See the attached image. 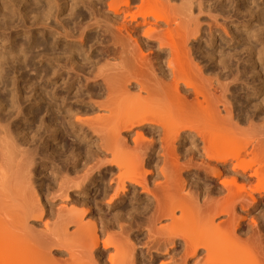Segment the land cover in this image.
Wrapping results in <instances>:
<instances>
[{"label": "bare ground", "instance_id": "1", "mask_svg": "<svg viewBox=\"0 0 264 264\" xmlns=\"http://www.w3.org/2000/svg\"><path fill=\"white\" fill-rule=\"evenodd\" d=\"M21 1L0 0V264H264V81L248 71H264V2ZM20 21L26 46L5 33ZM28 115L40 137H75L46 183L16 124ZM46 137L41 169L56 160ZM101 201L98 232L84 219ZM53 211L60 224L36 232Z\"/></svg>", "mask_w": 264, "mask_h": 264}, {"label": "rangeland", "instance_id": "2", "mask_svg": "<svg viewBox=\"0 0 264 264\" xmlns=\"http://www.w3.org/2000/svg\"><path fill=\"white\" fill-rule=\"evenodd\" d=\"M18 1H20V0H18ZM18 1L15 0V3L17 4L18 8H20L21 11H23V13L26 12V11L28 12L29 9L26 8L25 5H23L22 1H21V3H18ZM251 1H252V0H251ZM262 1L264 2V0H262ZM262 1H260V2H258V3H261ZM23 2H24V0H23ZM249 2H250V1H249ZM22 6H23V7H22ZM25 8H26V9H25ZM31 8H32V6H31ZM31 8H30V9H31ZM24 9H25V10H24ZM27 9H28V10H27ZM231 9H232V8H231ZM231 9H230V10H231ZM227 10H228V12L230 13L229 9H226V11H227ZM225 13H226V12H225ZM30 15H31V14H30ZM30 15L28 16L29 19H31V17H33L35 14L32 13V15H31V16H30ZM64 15H65V16H64ZM224 15H227V14H224ZM230 15H231V16H230ZM220 16H221V15H220ZM228 16H229V17H228ZM228 16H226V17H228V18H231V17H232V20H233V21L230 19V21L233 22V23L231 24L232 26H236V25L238 24L237 21H239V22L241 21V20L237 17L236 12H234L233 9H232V11H231V14H228ZM13 17H14V16H13ZM13 17H12V21H14V20H13ZM60 17H61V16H60ZM62 17H63V18H62ZM62 17H61V18H62V20L64 21V20L66 19V12H65L64 14H62ZM64 17H65V18H64ZM224 17H225V16H224ZM61 18H60V19H61ZM221 18L223 19V17H221ZM221 18L218 16V21H219L220 23H222V21H220V20H222ZM233 18H234V19H233ZM235 18H236L237 20H236ZM203 19H204V18H203ZM205 19H206V21L208 20L207 18H205ZM15 21H16V19H15ZM201 21H202V19H201ZM206 21H203V22H206ZM51 22H52V21H51ZM219 22H218V24H220ZM15 23L17 24V21L14 22V24H15ZM20 23H22V22L20 21V22L18 23L17 26H15L16 24H15V25L13 24V25L16 27V29H15V27H12V30L10 29L12 32L8 30L10 33H9L8 31H6L5 33H8V34H9V35L7 34L8 36L12 35V36H10V37H12V41H14V43H17L16 41H18V43H19V41H20L21 44H23V43H25L24 39H26V38L22 36L21 31H22V30H25V31H26L27 28L25 29V28L22 26L23 23H22V25H21ZM48 23H49V22H48ZM64 23H66V22H64ZM207 23H208V21H207L205 24H207ZM19 24H20V25H19ZM52 24H53V23H52ZM52 24H51V25H52ZM205 24L203 23L204 28H205ZM13 25H12V26H13ZM25 25H26V23H24V26H25ZM27 25H28V24H27ZM27 25H26V26H27ZM54 25H57V24H54ZM54 25L51 27V29H55V28H54ZM20 26H21V28H18V29H17V27H20ZM70 27H71V26H70ZM22 28H24V29H22ZM40 28H41V27L39 26L38 29H40ZM56 28H57V27H56ZM58 29H59V28H58ZM14 30H15V32H13ZM17 30H18V31L20 30V31L18 32ZM95 30H96V29H95ZM16 31H17V32H16ZM11 33H12V34H11ZM15 33H16V34H15ZM78 33H79V32H77V33L75 34V36L72 37V38H74V39H72V38L69 39V38H68V39H66V40H71V41L73 40V42H78V41H77L78 39H75V37H78V38H79ZM205 33H206V30H205ZM263 33H264V32H263ZM263 33H260V34L262 35ZM19 34H20V35H19ZM35 34H36V35H35ZM35 34H34V37H36V38H40L39 36L41 35V31H40V32L38 31V32H36ZM260 34H259V35H260ZM263 36H264V34L262 35L261 38H262V40L264 41V39H263L264 37H263ZM35 40L37 41V39H35ZM61 40H63V38H61ZM19 44H20V43H19ZM22 46H26V45L23 44ZM3 51H4V50H3ZM7 51L10 52L9 50H7ZM4 52H6V50H5ZM5 54H6V55H5L4 57H6V56L8 55V56H7V59L9 58L8 61H11V60H12V57L14 58V56L16 55V54H12V55H11V53H8V54L5 53ZM9 56H12V57L10 58ZM28 56H29V55H28ZM28 56H27V57H28ZM24 57H25V56H24ZM15 58H16V56H15ZM5 59H6V58H5ZM5 59H4V60H5ZM7 59H6V61H7ZM35 59H36V58H35ZM35 59H34V61H33V60H31V61H27L28 64L31 63V64H29V65H31L30 67L26 65L27 68H25V69L21 68V69H23V70L20 69V72L22 71L21 73H22L23 75L25 74L26 77H27V75H28L27 78H25V76L23 77V75H22L20 72H17V74L19 73L18 75H16V74L13 75V74L11 73L13 69L11 70V68H10V70H9L8 68H6V69L9 70V72L11 71L10 74H9L10 76H9L8 79L6 80V81L8 82V83L6 82L7 85H8V84H11V82H12L14 79H12V81H11L10 79H11L12 77H14L15 75H16V76H19V77H18L19 79H17L18 82H19L18 84H19L20 86L22 85V86H24V87L26 86L27 83H25L26 80H23V79H29V80H30V79H32V78H30V77H34L35 79H36L37 77H39L38 75H39V72H40V71H39V72H36L37 67L40 66V65L37 63L38 61H36V60H38L39 58H37L36 60H35ZM2 61H3V60H2ZM33 62H34V63H33ZM34 65H35L36 68L34 67ZM3 67H4V66H3ZM4 68H5V67H4ZM6 69H3V75H4L5 72L8 73V70H6ZM16 69L18 70L19 68H16ZM39 69H40V67H38V70H39ZM252 69L254 70V72H253ZM255 69H256V70H255ZM258 69H260V70H258ZM0 70H1V74H2V68H0ZM5 70H6V71H5ZM250 70H252V72H251ZM257 70L260 71V72H258ZM261 70H262L261 68H248V71L251 72V73H249V72L247 71L249 74L253 75L252 73L255 74V71H256V72L259 73V74L256 75V76H258V77L260 76V77L258 78V77H256V76L254 75V76L256 77V78H255L254 76H251V75H250V78L252 79V80H251V79H248V78H249V74H248V78L246 79L248 82H247V81H245V82H247V83H249V84H250V83L252 84V82H254V81H253L254 78H255L254 80H256V79L258 80V81L256 80L255 83H256V82H259V81H264V79H263V78H264V75H263V74H264V71H263V74H262ZM13 71H15V69H14ZM18 71H19V70H18ZM29 71H30V73H29ZM36 73H38V75H37ZM20 74H21V76H20ZM208 74H211V73L209 72ZM213 74H214V73H212L211 75H213ZM34 75H35V76L37 75V76L35 77ZM211 75H210V76H211ZM262 75H263V78H262ZM11 76H12V77H11ZM29 76H30V77H29ZM10 77H11V78H10ZM20 77L23 78L22 81H20V80H21ZM34 78H33V80H34ZM242 78H243V77H241V79H242ZM261 78H262L263 80H262ZM241 79L237 82V84H239V88H240V86H241L240 83H242V84L245 83V82H244V78L242 79L243 81H242ZM259 79H260V80H259ZM17 80H14L13 82H15V81L17 82ZM33 80H31V81L34 82ZM37 80H38V79H37ZM249 80H251L252 82H250ZM31 81H30V82H31ZM241 81H242V82H241ZM26 82H27V81H26ZM37 82H38V81H37ZM57 82H59V80H58ZM243 82H244V83H243ZM34 83H35V82H34ZM57 84H58V83H57ZM253 84H254V83H253ZM255 85H257V84H255ZM27 86H28V85H27ZM27 86H26V87H27ZM8 88H11V86L9 85ZM25 91L28 92V90H25ZM73 92H75V91H73ZM71 94L73 95L72 92H71ZM72 95H70V96H72ZM260 97H262V96H260ZM260 97L255 98V99H254L255 101H254L253 103H256V100H257V99H260ZM20 100H21V99H20ZM29 100H32V99H29ZM29 100H28V101H24L23 98H22V101H24L25 104H27L26 106H24L25 104L23 105V102L21 101V102H22V105H23L24 108H25V111H27V110L32 106L33 100H32V101H29ZM71 100H72V101H71ZM260 100H261V99H260ZM69 101L73 102V99L71 98ZM34 102H35V101H34ZM258 102H259V101H258ZM30 103H31V104H30ZM27 106H28V108H26ZM29 106H30V107H29ZM26 109H27V110H26ZM30 114H31V113H30ZM13 115H14V114L11 115V118L14 117ZM28 116H30V115H28ZM28 116H24L23 118H27V119L30 120V121H26V120L23 121V120L19 119L18 123H16V124H20L21 122H22L23 124L26 123L27 125L25 124V128H26L27 130L29 129V130L31 131V132L27 133L29 130H28V131L25 130V132L27 131V132H26L27 135L29 136V134L31 133L32 136H33L34 134H35V136H37L36 138H34L35 136H33V137L30 136V137H29V138L32 137V142L34 141V143L31 142L33 145H35L34 148L39 146L38 148H39V150L41 151V149H42L41 146H42V145H40V144L38 145V142H37L36 140H39V142H40V141H41V140H40L41 138L47 136L45 139H48V140L50 139V145L52 144L51 149L54 148V149H52V150L55 151V154H54V155H55L56 160H54V163H55V161H56V163H57V161H58V159H59V158H57V157H58V154H59V156L61 155L60 153H62V155L64 154L65 156H66V154H67V156H68V155L70 156V154H71L70 152L73 151V150L75 149V148H74V145L76 146V143H75V137H74V138L72 137L73 135H72V133H70V131H69V134L65 135V134H61V132L58 130V131H59V134H60V135L58 134V135H59L58 138H59L60 140H58V141H51V139H53V138L49 137V133H46V135H43V137H40V136H41V133H42V132H41V129H40V131L38 130L39 132L36 131V132H38L37 134H39V135H37V134L35 133L34 130H37V129H36V127H37L36 125H37V124H34V123H37V122L39 123V121H37L36 118H34V120L36 121V122H34V121L31 120L32 115L30 116V118H28ZM36 117H37V116H36ZM11 118H10V119H11ZM37 119H38V118H37ZM38 120H39V119H38ZM47 120H49V119H47ZM58 121H61V119L59 118ZM32 122H33V123H32ZM254 123H256V122L254 121ZM33 124H34V125H33ZM53 125L55 126V123H53ZM26 126H28V128H27ZM35 126H36V127H35ZM29 127H30V128H29ZM55 127L57 128V126H55ZM34 128H35V129H34ZM57 129H58V128H57ZM66 132H68V131H66ZM63 135H65V136H63ZM68 135H69L71 138H70ZM60 136H61V137H60ZM62 136H63V137H62ZM38 137H39V138H38ZM33 138H34V139H33ZM71 139H72V140H71ZM73 139H74V140H73ZM35 141H36V142H35ZM61 141H62V142H61ZM63 141H64V143H63ZM51 142H53L54 144L51 143ZM35 143H37V144H35ZM55 143H57V144H55ZM58 143H59V144H58ZM29 145H30V144H29ZM33 145H32V146H33ZM62 145H63V146H62ZM72 145H73V146H72ZM53 146H54V147H53ZM57 146H58V147H57ZM30 147H31V145L28 147V150H29V151L33 149V148H30ZM56 147H57V148L60 147L59 150H60V151H63V150H64V152H60L58 149H56ZM63 147H64V148H63ZM61 148H62V149H61ZM33 150H35V149H33ZM37 150H38V149L36 148V150L34 151L35 154H33V155H35V157L31 154L32 151H30V156H31L33 159L35 158L34 160H35V162H36V164H35V162H34L35 166H32V167H33L34 170H35L36 168L38 169V170L36 169L35 171L33 170V173H35V176H36L35 178H36V179H39V178H40L41 180L43 179V181H45V178H44V177H46V176H47L46 178L49 177V171H48L47 169H48L49 167H50V168H51V167H54V168H56V169H61V168H63V167H62L63 162H62V159H60V161H58L59 163H57V164L55 163V164H54V163L52 162V161H53V160H52V161H49V163H48L49 165L47 166V168H44V169L42 168V169H41V167H40V166H41V164H40L41 161L39 160V159H40L39 157L41 156V154H40L41 152H39V150H38V153H39V154H38V153H37ZM78 151H79V150H77V152H78ZM34 152H33V153H34ZM56 152H58V154H57ZM66 152H67V153H66ZM68 152H69L70 154H69ZM36 153H37V157H36ZM65 153H66V154H65ZM54 155H53V156H54ZM64 155H63V156H64ZM65 156H64V157H65ZM38 158H39V159H38ZM50 162H51L52 164H51ZM181 162H183V159L180 160V163H181ZM37 163H38V164H37ZM38 165H39V167H38ZM78 166H79V165H78ZM78 166H77V168L80 169V167H78ZM35 167H36V168H35ZM77 168H76V170H78ZM61 170H62V169H61ZM63 170H64V169H63ZM37 171L44 172L45 174L42 173V175H41L40 172H39V174H40V175H39V174L36 173ZM78 172L80 173L79 170H78ZM68 173H69V172H68ZM68 173H64V174H63V172H62V175H66L65 177H67V178L70 177L69 179H71V178H72V179L75 178V176H73V174H75V173H71V172H70L69 174H68ZM79 173H77L76 176L80 175ZM70 174H71V175H70ZM45 175H46V176H45ZM80 176H81V175H80ZM152 179H153V178H152ZM46 182H47V179H46V181H45L44 183H46ZM49 198L51 199V196H49ZM49 201H50L51 204H54V203H55V205H60V204L63 203V202H60L61 199L58 198V197L56 198L55 201H54V200H49ZM52 201H53V203H52ZM128 201H129V200H127L126 202H128ZM56 202H58V203L60 202V204H57ZM98 203H99V202H98ZM103 203H104V202L101 201L100 204H102V205H101L102 207H100V211H99V213L102 212V209H101V208L104 207ZM55 207H56V206H55ZM105 208H106V207H105ZM53 209H54V207H53ZM105 210H106V209H103L104 213L102 212V214H101V215H103V217H102L99 213L97 214V213H96L97 211L95 212V210H94V211H93L94 213H91V214H90L88 217H86L84 220L86 221L87 218H89V217H91V216H92V217L94 216L95 218H92V217H91V218H89V220H90V219H93L92 221H94V223H96V224H94V225L97 227L96 230H98V232H100L99 230H101V225L98 224V222L100 221V219H101L102 221H105V219H109V218H110L109 214L107 215V217L105 216V215H106V214H105V213H106ZM50 213H51V214H50ZM50 213H48V214L46 213V214L42 217V219H41L40 221H38V222H35V223H34V222H31V224L33 223L32 225L35 226V227H33V228H35L36 232H37V230H38V231H40L41 233H43V231H42L43 229L41 228V227H42L41 225L43 224V223H42V220H44L43 222L47 221V222H49V223H51V224L53 225V223H54L53 221H55V218L57 217V215H56V213H54V211H53V213H52V212H50ZM95 213H96V214H95ZM94 214H95V215H94ZM104 214H105V215H104ZM51 215L54 216V217H51ZM55 215H56V217H55ZM96 215H100L101 217L96 216ZM104 216H105V217H104ZM45 218H47V219L45 220ZM60 218H61V217H60ZM99 218H100V219H99ZM104 218H105V219H104ZM57 219H59V217L56 218V221H55L56 223H57ZM61 219H62V218H61ZM94 219H96V220H94ZM103 219H104V220H103ZM59 220H60V219H59ZM59 220H58V221H59ZM89 220H88V221H89ZM47 222H46V223H47ZM52 222H53V223H52ZM56 223H54V227L58 226V224H60V221H59V223H57V224H56ZM99 223H101V221H100ZM163 223H164V222H163ZM123 224L126 225L127 223L125 224V223H123V222H122V223L120 222L119 225L122 226ZM49 225H50V224H49ZM49 225H48V226H49ZM55 225H56V226H55ZM124 225H123V226H124ZM0 226H2V225H0ZM99 226H100V228H99ZM49 227H50V230H51L52 227H51V226H49ZM68 228H69L68 230H70V232H71V230H73V227H71V226H69ZM71 228H72V229H71ZM98 228H99V229H98ZM115 228H117V229H115ZM115 228H114V230H113L114 233H115V231H118V226L115 227ZM0 229H1V228H0ZM41 229H42V230H41ZM54 230H55V229H54ZM57 230H58V229H57ZM89 230H90V228L88 229V232H89ZM244 230L246 231V229H244ZM244 230H243V232H245ZM52 231H53V230H52ZM55 231H56V230H55ZM36 232H35V233H36ZM40 232H38V233L40 234ZM263 234H264V232H263ZM36 235H37V233H36ZM102 236H103V235H102ZM34 237H36V236H34ZM28 239H29V238H28ZM30 239H31V238H30ZM30 239H29L28 241H30ZM30 242H32V241H30ZM262 245L264 246V238L262 239ZM18 256H20V255H18ZM57 256H60V257H61V256H63V255H61V254H60V255H59V254H58V255L55 254V257H57ZM14 257H15V255H14ZM21 257H22V256H21ZM60 257H58V259H59ZM22 258H23V257H22ZM12 259H13V258H12ZM12 259H11V260H12ZM19 259H20V258H19ZM25 259H28L29 261H31V258H30L29 256H25ZM7 260H8V259H7ZM22 260H23V259H22ZM9 261H10V259H9ZM13 261H14V260H13ZM23 261H24V260H23ZM29 261H27V262H29ZM19 263H20V262H19ZM24 263H26V262H24ZM24 263H23V264H24ZM21 264H22V263H21ZM156 264H159V263H156Z\"/></svg>", "mask_w": 264, "mask_h": 264}]
</instances>
